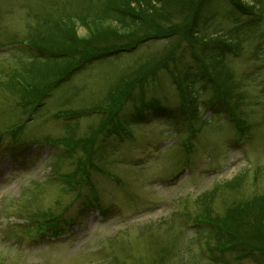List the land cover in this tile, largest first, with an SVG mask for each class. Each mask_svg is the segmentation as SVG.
<instances>
[{
	"label": "rangeland",
	"instance_id": "1",
	"mask_svg": "<svg viewBox=\"0 0 264 264\" xmlns=\"http://www.w3.org/2000/svg\"><path fill=\"white\" fill-rule=\"evenodd\" d=\"M56 1L58 4L71 1L70 12L80 2ZM50 2L0 0V45L3 46L0 47V80L4 83L5 76L20 67L18 61L29 59V54L22 50L23 45L14 47L10 41L23 38L26 32L33 30ZM211 3L208 16L203 17L198 28V36L204 42L211 41L222 32L239 27L240 23L241 35L234 43L242 53L237 58L229 55L220 63L229 69L232 77L225 89L218 85L211 88L206 80L199 78L193 85L190 98H196L201 132L193 140L190 155L179 146L160 148L162 141L164 145L167 143L164 139L181 131V127L171 122L176 113L170 114L174 117L169 121L152 120L146 125L130 123L132 141L120 142L108 135L97 139L95 166L100 171L90 170V183L84 184L78 194L77 190L63 189L64 185L53 175L56 170L52 165L60 157L59 171L70 173L81 154L75 152L61 157L63 148L49 146L46 141L62 140L72 133L75 138L78 135L85 139L89 129L99 124L98 118L85 117L70 125L56 115L92 105L100 107L98 101H105L107 96L115 97V93L110 94L114 89L110 86L120 83L126 77L119 80L122 76L154 55V58H162L167 42H150L135 54L88 66L51 93L46 104L34 113L23 115L19 100L0 91V264H217L205 255L209 247L213 249L215 245V233L205 225L192 224L191 217L201 213L204 194L216 185L211 215L224 228L230 215H237L243 209L241 202L264 195V7L256 6V10L263 11L262 21L252 27V17L242 15L227 0ZM215 12L218 16L213 19ZM78 32L81 36L87 33L83 28ZM192 51L182 41L169 56L174 60L168 59L174 74H187L191 83L193 72L199 71L191 60ZM192 62L194 71L188 66ZM153 73H156L155 78L152 74L147 77L144 92L135 86L133 98L124 105L123 116L127 121L133 111L141 104L149 105L153 98L171 109L179 107L182 97L163 64ZM203 86L205 91L200 89ZM217 92H224L230 104L238 106L237 112H230L231 117L249 125L246 132L250 133V139L238 140L237 126L229 121L228 115L210 116L201 105ZM20 122L24 129L14 144L10 133L5 131ZM25 146L30 149L19 152ZM186 161L192 163V169L181 173L177 184L161 182V178L181 170L179 165ZM212 169L216 172H206ZM106 172L120 177L122 183L109 179ZM97 197L103 206L118 209L116 215L106 216L97 210L83 212L89 210L84 208L86 202L95 201ZM154 203H160L154 211L150 208L134 216L137 208H148ZM182 203H187L185 214L172 215V207ZM46 210L73 220L60 230V234L66 235L56 241L30 230L36 228V223L29 218H38ZM236 254L225 255L223 259L215 253L214 256L222 264H261L253 258H236Z\"/></svg>",
	"mask_w": 264,
	"mask_h": 264
},
{
	"label": "trees",
	"instance_id": "2",
	"mask_svg": "<svg viewBox=\"0 0 264 264\" xmlns=\"http://www.w3.org/2000/svg\"><path fill=\"white\" fill-rule=\"evenodd\" d=\"M79 1V5L66 16L54 19L53 10L44 14L45 16L42 15V19L33 29L37 32L29 33V42L39 50H37L38 54L44 60L38 62L37 58L32 57L34 60L32 59L31 63L21 65L20 69H17L19 71L13 76V82L2 84L0 81V90L22 101L20 105L26 111L39 108L63 80L96 60L134 51L150 41L168 42L164 51L166 54L162 58L149 59L116 84L112 90V95L115 93V97L100 101L101 104H98L100 107L92 105L90 108L72 111L70 114L69 118L74 121L75 118L90 114H102L97 121L99 124L89 129L85 139L78 138L77 135L75 138L72 133L68 138L59 140V143L67 148L68 156L71 152L81 154L71 174L63 175L64 181L67 182L66 189L77 190L80 194L83 185H86V181L90 179L89 173L95 161L97 139L110 135L108 132H111V129L120 128L122 122L127 121V118H123V108L126 102L133 98L132 92L135 86L138 85L143 93L147 77L152 74L155 78L156 73H153L155 68L157 72L163 64V68L169 71L168 59L174 60L169 56L177 50L182 41L186 42L190 49L192 48V54L198 55L195 52L197 51L207 61L203 69L206 70L211 88L214 85L225 89L224 87L229 86L228 81L232 77L228 68L220 65L223 60H220L217 50L210 48L216 43L213 44L211 41L206 47L207 44L203 40L195 39L197 20L207 0ZM233 1L239 9L247 8L244 0ZM252 1L260 5L264 2V0ZM79 28L86 29V35L81 36L78 32ZM193 77L196 75L193 74ZM180 83L183 86V90L179 89L182 93L181 102L186 103L185 109L190 113L192 109H196L194 105H197L195 100L192 102L190 99L186 102L192 95L190 90L193 88L194 78L191 83L190 77L184 74ZM218 92L214 93L211 102H220L221 98L227 97L224 92ZM160 107L161 105L154 101L150 106L141 105L139 111L145 115L150 110ZM192 113L196 115L195 111ZM54 165L53 169L59 173L61 166L58 160ZM242 203L244 205H241L243 206L241 212L237 217H231L238 240L235 248L240 257H256L264 263V197L251 199L248 205L246 201ZM38 218L48 222L54 220L56 224L62 220L59 214H54L51 210L42 212Z\"/></svg>",
	"mask_w": 264,
	"mask_h": 264
}]
</instances>
